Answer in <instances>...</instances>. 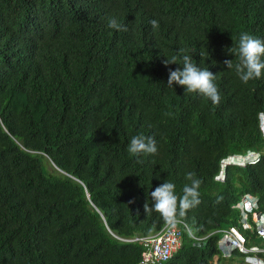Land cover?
I'll return each instance as SVG.
<instances>
[{
	"label": "trees",
	"instance_id": "16d2710c",
	"mask_svg": "<svg viewBox=\"0 0 264 264\" xmlns=\"http://www.w3.org/2000/svg\"><path fill=\"white\" fill-rule=\"evenodd\" d=\"M241 32L264 40V0H0V264H136L138 243L120 239L157 231L150 192L182 195L189 172L200 203L179 219L193 235L237 224L244 194L264 211V70L245 84L223 63ZM180 49L216 75L218 106L167 87ZM136 135L157 154L131 155ZM248 151L260 161L214 179ZM183 233L165 264H213L221 233Z\"/></svg>",
	"mask_w": 264,
	"mask_h": 264
},
{
	"label": "clouds",
	"instance_id": "9594fccd",
	"mask_svg": "<svg viewBox=\"0 0 264 264\" xmlns=\"http://www.w3.org/2000/svg\"><path fill=\"white\" fill-rule=\"evenodd\" d=\"M150 24L154 29L159 26L158 21L155 19L151 20ZM108 27L116 29L118 31L128 30L125 25L117 23L114 18L109 19ZM185 52V49H180L178 55L172 56L170 59L167 58L164 60L165 66L170 64L182 65V69H169L167 87L173 88L174 84L183 86L185 88L186 93L201 94L204 97L209 98L213 105L218 106L221 100V96L218 87L214 83L216 75L209 71L208 68L201 69L200 67H198L196 63H193L192 55L184 54ZM229 52L237 58V62L234 63L233 60L226 59L223 61V63L227 66L228 69H234L236 75L243 83L247 84L250 80L261 78L262 70H264V40L256 38L248 32H241L239 34L238 44L236 48L229 49ZM258 119L260 129L264 135V117L260 114ZM127 151L135 157H140L142 155H155L157 154L158 149L154 137L136 135L131 138ZM235 158L242 159L245 163H238L240 160H235ZM260 159L261 153L259 151H248L244 155L226 156L220 161V170L218 172V175L214 179L217 181H222L224 176V167L226 165H236L244 167L246 165L256 164L260 161ZM50 165L53 169L57 170V168L52 164V162H50ZM186 178L191 181V185L184 186L182 190V195L178 196L176 194V186L174 183L164 182L157 186L154 191L150 192L149 195L151 197V206L148 202L144 204V211L147 214L150 212L158 213L167 225L175 227V225L179 223L178 226L182 230V239L179 249L182 245L184 229L189 232L194 241L198 244H200V241L208 237L210 234L219 232L221 233V236L218 240L219 254L214 256V258H216V261L218 260L219 256L224 259H230L232 256H234L235 253L241 254L243 256L244 264H255V260L257 259H262L264 261V253L256 252L253 249V246L258 247V249H260V247H264V240L255 232V226L257 225L253 221L252 217L253 214L257 215V218H259L258 224H264V211L259 210L258 198L250 194H244L241 197L240 201L232 207L233 209H237L239 211V218L237 219V224L216 229L209 234H206L202 237H198L193 235V232L191 231L189 225L186 222L179 219L185 217L188 210L197 206L200 203L199 188L201 181L195 178V173L193 172L187 173ZM242 212H245L247 214V220L253 227V229L242 227L240 222V219L242 218ZM230 227L237 228L244 236L245 240L242 243V251L237 249V247H233L231 245V242H228L230 240L224 242V239H226L225 231L229 230ZM160 228L150 234L158 232ZM134 237L143 236L134 235L127 238H121L120 240L138 243L136 240H133ZM140 258L141 257L139 253V261ZM138 262H136V264Z\"/></svg>",
	"mask_w": 264,
	"mask_h": 264
},
{
	"label": "built area",
	"instance_id": "2783aa9c",
	"mask_svg": "<svg viewBox=\"0 0 264 264\" xmlns=\"http://www.w3.org/2000/svg\"><path fill=\"white\" fill-rule=\"evenodd\" d=\"M241 215L242 218L240 219V222L242 227L253 229L247 220V214L242 212ZM252 217L257 225L255 226L256 234L264 240V224H258L259 218H257V215L253 214ZM178 224H176L175 227H171L165 223L160 230L154 234L143 237H134L133 240H136L139 243L141 249V258L137 264H163L169 261L181 244L182 230L179 228ZM225 233L226 239H224V242L230 240L228 242H231L233 247H237V249L242 251V243L245 238L241 232L235 227H230ZM253 249L256 252L264 253V247L258 249V247L253 246ZM255 264H264V261L262 259H257L255 260Z\"/></svg>",
	"mask_w": 264,
	"mask_h": 264
},
{
	"label": "rangeland",
	"instance_id": "374dc122",
	"mask_svg": "<svg viewBox=\"0 0 264 264\" xmlns=\"http://www.w3.org/2000/svg\"><path fill=\"white\" fill-rule=\"evenodd\" d=\"M248 156H249V155H248ZM235 160H240L238 163H241V164H244V163H245V162H243L242 159H239V158H235ZM247 161H248V160H247ZM247 161H246V162H247ZM49 164H50V162H49V163H48V162H45V167H46L47 170L50 169V167H49L50 165H49ZM212 262H213V264H217L216 258H214Z\"/></svg>",
	"mask_w": 264,
	"mask_h": 264
}]
</instances>
